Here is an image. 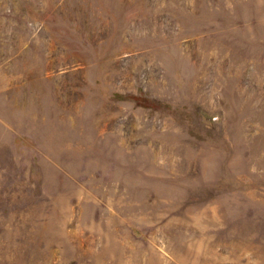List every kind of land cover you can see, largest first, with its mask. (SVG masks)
<instances>
[{
    "label": "rangeland",
    "instance_id": "374dc122",
    "mask_svg": "<svg viewBox=\"0 0 264 264\" xmlns=\"http://www.w3.org/2000/svg\"><path fill=\"white\" fill-rule=\"evenodd\" d=\"M0 264H264V0H0Z\"/></svg>",
    "mask_w": 264,
    "mask_h": 264
}]
</instances>
